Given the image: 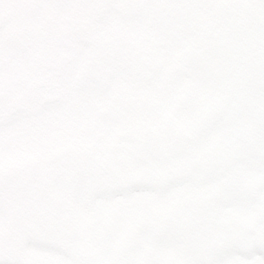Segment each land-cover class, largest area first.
Listing matches in <instances>:
<instances>
[{"label": "flooded vegetation", "instance_id": "af4514ba", "mask_svg": "<svg viewBox=\"0 0 264 264\" xmlns=\"http://www.w3.org/2000/svg\"><path fill=\"white\" fill-rule=\"evenodd\" d=\"M38 81L64 100L21 113ZM0 97V264H145L144 231L174 214L145 210L179 162L264 126V0H1ZM29 223L41 243L15 233Z\"/></svg>", "mask_w": 264, "mask_h": 264}, {"label": "bare ground", "instance_id": "6f19581e", "mask_svg": "<svg viewBox=\"0 0 264 264\" xmlns=\"http://www.w3.org/2000/svg\"><path fill=\"white\" fill-rule=\"evenodd\" d=\"M258 132L264 134V126L238 134L235 149L208 152L196 172L179 162L181 171L157 194L158 205L145 210L151 225L154 213H174L160 231H144L146 251L155 250L156 256L145 264H216L215 253L238 236L241 228L259 226L264 235V166L255 171L248 152ZM234 190L245 197L243 202L234 199ZM227 264H240V260L234 258Z\"/></svg>", "mask_w": 264, "mask_h": 264}, {"label": "snow or ice", "instance_id": "6c2138e0", "mask_svg": "<svg viewBox=\"0 0 264 264\" xmlns=\"http://www.w3.org/2000/svg\"><path fill=\"white\" fill-rule=\"evenodd\" d=\"M255 144L249 145V158L255 171H260L264 166V134L258 132ZM127 190L150 191L153 186L136 177L128 178ZM233 196L236 201L243 202L245 197L239 191L234 190ZM42 250L57 255L68 256V253L57 244L37 245ZM216 264H227V261L239 258L240 264H264V235L259 226L256 228H241L239 235L225 242L222 249L215 253Z\"/></svg>", "mask_w": 264, "mask_h": 264}, {"label": "water", "instance_id": "95a60500", "mask_svg": "<svg viewBox=\"0 0 264 264\" xmlns=\"http://www.w3.org/2000/svg\"><path fill=\"white\" fill-rule=\"evenodd\" d=\"M17 12H12V14H10L8 17H10L11 15L15 14ZM26 28V27H24ZM30 29V28H29ZM15 30V29H14ZM14 30H11V38L13 39L12 41H15L17 43H19V41L22 39L20 38V33H22V29H18L16 28V32H14ZM39 59L41 57H38ZM36 87H34V84L31 87V94H28L27 97L24 95L22 100L23 101H30L32 102V104L36 105V107H44L47 104H53V103H57L62 101V97H63V92L62 89L60 90V92L58 94L53 93L50 94L51 91L53 90H58V82L57 81H53V82H44V81H38L37 83H35ZM34 87V88H33ZM34 90V91H33ZM6 97H0V101L1 100H5ZM11 98H8V100H10ZM11 104L9 105H5V107H12L17 105V102L15 103L14 100ZM2 105L0 104V107ZM14 115V113H12ZM13 116L9 115L8 120H10ZM37 228L36 224L35 225H31L29 224L26 232L29 235H32L34 238H38L41 236V232H37L35 229ZM77 260H79L82 264H90L88 263V261L85 258H77Z\"/></svg>", "mask_w": 264, "mask_h": 264}, {"label": "rangeland", "instance_id": "374dc122", "mask_svg": "<svg viewBox=\"0 0 264 264\" xmlns=\"http://www.w3.org/2000/svg\"><path fill=\"white\" fill-rule=\"evenodd\" d=\"M155 258V260H156V256L155 255H151V256H148V258L147 259H149L150 261L152 260V259H154ZM146 259V260H147Z\"/></svg>", "mask_w": 264, "mask_h": 264}]
</instances>
